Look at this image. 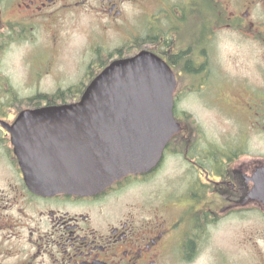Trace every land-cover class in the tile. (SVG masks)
Wrapping results in <instances>:
<instances>
[{"label": "flooded vegetation", "instance_id": "1", "mask_svg": "<svg viewBox=\"0 0 264 264\" xmlns=\"http://www.w3.org/2000/svg\"><path fill=\"white\" fill-rule=\"evenodd\" d=\"M81 19L89 30V64L149 51L171 67L181 130L155 165L85 190L36 191L14 143L27 140L15 136L29 129L14 127L19 117L36 113L10 109L17 97L3 59L11 46L31 45L38 60L27 68L37 77L36 92L26 98L47 104L56 98L42 81L55 64L57 27ZM225 39L250 41L256 61L223 62L217 50ZM191 106L197 118L210 111L226 118L227 129L206 132ZM258 135H264V0H0V264L191 263L212 249L221 225L229 238L211 252V264H264V201L254 192L264 169L263 143L252 141ZM21 154L45 163L38 150ZM249 215L259 222L248 224Z\"/></svg>", "mask_w": 264, "mask_h": 264}, {"label": "water", "instance_id": "2", "mask_svg": "<svg viewBox=\"0 0 264 264\" xmlns=\"http://www.w3.org/2000/svg\"><path fill=\"white\" fill-rule=\"evenodd\" d=\"M175 87L171 67L142 51L114 59L79 101L24 109L36 113L22 115L14 125L29 128L15 134L27 140L14 141L28 185L44 192L85 190L154 165L181 130L174 116ZM27 148L43 153L45 163L31 164L21 154ZM57 175L68 178H53ZM254 192L264 201V169Z\"/></svg>", "mask_w": 264, "mask_h": 264}, {"label": "rangeland", "instance_id": "3", "mask_svg": "<svg viewBox=\"0 0 264 264\" xmlns=\"http://www.w3.org/2000/svg\"><path fill=\"white\" fill-rule=\"evenodd\" d=\"M58 27L57 35L60 36V38L57 40L55 64L52 73L43 79L42 86L52 88V92H55L58 89H60L61 92H64L73 88L74 90L70 92L72 95L69 96L71 97L80 86H87L89 83L86 82L90 78L96 76V74L106 65H102L101 63L89 64L91 61V54L90 51L89 53L85 51V46L88 44L87 37L89 30L84 19L67 21L60 28ZM234 43H236V45ZM30 47L31 45L27 42L13 45L7 50L5 53V59H3V69L6 74H9L8 76L11 80L9 91L12 94L14 93L17 97L12 102H9L10 109L21 110L24 108H36L37 106H42V104L40 106V104L36 105L35 103H31L26 98L28 95L36 92L35 86L31 84L34 83L32 81H34L37 77L33 74V71H30L27 68V61L35 63L37 62L38 57L34 52H29ZM218 52L220 54V58L226 64L240 63L245 65V67H250V65L256 61V49L250 41L242 43L232 39H225L221 48L218 45L217 53ZM105 62L107 63V61ZM82 92L83 90H81L79 94ZM71 99L73 98H69V100ZM74 99L78 100L79 98L76 95ZM195 109L196 108L194 106H191L189 110L195 116L196 120L198 119L200 121V125L206 128V132L218 133L219 131L221 132L222 130L224 131L227 129L229 121L226 118H219L213 113H210L212 112L210 110V112H203L202 118H197L195 115ZM255 138H258V140L254 141ZM252 141L263 143L264 147V135L254 136ZM173 158H175L174 155L170 154L168 156V161L171 163ZM246 221L250 225L259 222L255 215H249ZM239 222L240 221H237L235 224ZM232 224L234 223L232 222L229 225ZM225 227L228 226L221 225L216 228L217 231H215L214 245L209 252H205L200 259L194 262H182L179 264H211L213 261V255H211V252L215 254L217 246H226L225 241L229 237L225 236V234H220V229H224ZM232 228L237 227L233 225ZM220 257V262H224L227 257V253L224 251L221 252ZM234 259L240 261L245 260V255L234 253Z\"/></svg>", "mask_w": 264, "mask_h": 264}, {"label": "trees", "instance_id": "4", "mask_svg": "<svg viewBox=\"0 0 264 264\" xmlns=\"http://www.w3.org/2000/svg\"><path fill=\"white\" fill-rule=\"evenodd\" d=\"M81 88V87H80ZM74 89L71 88L67 91H64V92H61L60 90L54 94V96H56V98H53L52 101L50 100L48 103L49 104H55V103H62V102H66L68 100V97L72 94H70V92H72ZM78 91V90H77ZM76 92H74L73 94H75ZM66 96V97H65ZM69 98H72V97H69ZM29 102L31 103H35L37 104L36 102H34L33 100L31 99H27Z\"/></svg>", "mask_w": 264, "mask_h": 264}]
</instances>
